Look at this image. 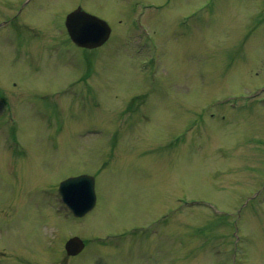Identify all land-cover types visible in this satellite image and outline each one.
<instances>
[{"label": "rangeland", "instance_id": "1", "mask_svg": "<svg viewBox=\"0 0 264 264\" xmlns=\"http://www.w3.org/2000/svg\"><path fill=\"white\" fill-rule=\"evenodd\" d=\"M39 1L0 0V264H264V0H46L16 35ZM72 2L105 44L54 40ZM82 172L93 209L56 213Z\"/></svg>", "mask_w": 264, "mask_h": 264}, {"label": "water", "instance_id": "2", "mask_svg": "<svg viewBox=\"0 0 264 264\" xmlns=\"http://www.w3.org/2000/svg\"><path fill=\"white\" fill-rule=\"evenodd\" d=\"M78 13L74 12L68 17V27L72 32L74 38H80L81 34H77L78 26ZM86 16L85 22H89V26L85 27V32L82 33L80 42L84 44H100L107 36L109 29L106 23L99 19H92ZM94 23V24H93ZM90 26H94V31L100 32V34L90 33ZM97 27V28H96ZM80 33V32H79ZM63 193L65 199H68L73 204V209L77 215H82L94 204V192H93V178L87 175H80L67 179L62 184ZM83 247L82 241L73 237L66 243V249L68 253H77Z\"/></svg>", "mask_w": 264, "mask_h": 264}]
</instances>
